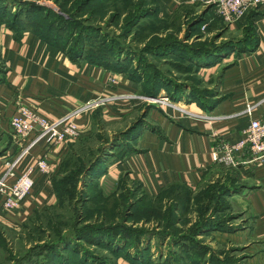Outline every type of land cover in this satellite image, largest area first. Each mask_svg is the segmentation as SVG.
I'll use <instances>...</instances> for the list:
<instances>
[{
  "label": "crops",
  "instance_id": "0c3cea01",
  "mask_svg": "<svg viewBox=\"0 0 264 264\" xmlns=\"http://www.w3.org/2000/svg\"><path fill=\"white\" fill-rule=\"evenodd\" d=\"M153 1L162 15H173L183 8L201 3ZM5 5L12 6V9L9 8L15 16L18 2L6 0ZM46 5L50 12L59 13L61 10L51 1ZM211 11L216 13L214 5ZM246 19H251L255 28V47L250 51L231 53L214 65L200 69L206 80L213 79L208 87L211 91L207 96L208 102L204 105L197 103L200 100L198 96L188 102L183 95L179 102L173 103L176 107H169L168 112L162 110L156 113L155 128L142 126L138 146L123 158H111L120 151L116 147L118 142L113 143V140H121L123 132L112 133L111 142L106 145H109L111 158L108 172L100 177L103 181L108 176L119 182L123 176L128 183H140L154 197L176 186L197 192L204 184L214 180L231 183L227 186L233 198L245 205L243 216H236L238 224L228 226L226 230L207 227L197 236L210 234L227 247H236L238 256L246 264H264V161L253 160L249 148L237 152L236 157L241 161L238 166L217 163L212 158V152L222 143L233 144L243 138L251 120L245 112L248 106L253 108L252 117L264 119V12L253 10L233 27ZM65 52L31 26L18 30L6 21H0V176L5 173L4 158H12L20 148L10 123L20 102L49 117H61L88 102H98L99 105L76 119L81 132L79 138L100 130L102 121L112 125L134 112V97L138 90L137 82L131 76V65L128 71H117L82 57L74 60ZM118 61L122 60L115 62ZM38 134L35 131L30 137L35 138ZM6 137L8 142L11 141L7 147ZM74 141L56 145L42 139L31 148L19 172L31 162L47 157L52 174L36 172L32 193L16 209H3V197L0 196V229L20 232L34 212L57 204L53 178L63 155ZM118 243L121 251L118 249L114 264H138L142 261L145 250L127 246L124 240ZM173 243L175 250L179 251L174 264H196L191 258L193 247L186 238H176ZM211 254L212 249L200 264H209Z\"/></svg>",
  "mask_w": 264,
  "mask_h": 264
},
{
  "label": "rangeland",
  "instance_id": "374dc122",
  "mask_svg": "<svg viewBox=\"0 0 264 264\" xmlns=\"http://www.w3.org/2000/svg\"><path fill=\"white\" fill-rule=\"evenodd\" d=\"M16 1V12L23 16L33 10L31 2L48 8L46 4L51 1L60 7L59 13L52 11L51 17L59 15L62 20L54 19L51 23L42 21L37 28L45 29L48 23L52 27L54 22L57 28L56 31L54 27V41L58 45L68 46L65 48L68 56L83 54L82 59L88 61L90 60L84 54L99 56L104 60L109 59V64L112 65L116 60L128 59L133 71L140 76L136 77L138 93L134 97V112L112 125L100 122V130H94L88 136L75 140L63 155L57 179L67 178L68 182L59 191L63 192L61 201L53 207L34 212L20 232L0 229V264H82L84 259L89 263L103 260L107 264H114L117 255L114 249L77 239V236L84 235L92 240L93 237L97 238L95 235H103L98 226L104 223L113 224L112 226L116 224L114 232L121 233L116 242L127 237L130 244H137L135 247L145 250L142 255L144 264L175 262L179 251L175 250L173 240L194 236L197 226L204 220L223 221L226 226L237 225L238 217L244 214L245 205L233 198L231 193L221 199L218 191L231 184L227 181L218 179L208 182L197 192L176 186L164 194L165 198L156 200L142 186L137 189L138 182L128 183L123 176L116 182L108 176L103 181L102 177L96 179L93 175L89 177L91 183H98L88 188V177L84 170L96 161L102 149L108 151L109 145H106L111 142V134L114 132L124 133L136 128L128 135H122L116 146L120 151L113 157L110 156L111 158H123L128 152L135 150L139 143L138 136L143 131L142 126L155 128L156 113L162 110L168 112L171 107L163 103V98L175 103L179 102L177 98L184 95L186 99L193 101L195 98L191 96L195 94L202 102L208 101L207 96L211 94L208 87L213 79L206 80L196 61L190 59L189 51L197 48L216 50L224 44L230 48H238L240 41L248 43L255 40L252 20L246 19L239 26L231 27L217 13L209 12L212 4L205 3L183 8L173 15L148 16L144 10L154 11L157 8L153 0H92V5H84L82 9V0ZM9 7L12 9L11 5ZM44 14V11L34 12L33 16L38 19V16L43 17ZM204 25L206 28L203 30ZM22 27L28 26L22 23ZM72 35L74 36L71 38ZM169 42L180 45L177 49H160L159 45ZM219 52L223 53L217 61L237 51L227 53L220 47ZM140 78L143 80H139ZM128 137L133 141H126ZM7 140L6 137L5 141L8 142ZM10 143L11 141L6 143V147ZM111 158L107 159L104 174L108 172L107 165ZM99 189L104 196L114 193L119 196L121 205L115 214L117 216L113 212L105 215L99 213L101 205L98 200L107 197L90 200ZM124 194L130 198L128 204L124 201ZM132 194L136 197L133 198ZM107 231L110 230H103L102 233ZM111 235L109 236L113 237ZM210 236H196L194 240L209 250L212 249V254L223 261L246 264L238 256L236 247H227L225 243ZM70 243L71 246L67 247ZM192 243L189 244L194 247Z\"/></svg>",
  "mask_w": 264,
  "mask_h": 264
},
{
  "label": "built area",
  "instance_id": "2783aa9c",
  "mask_svg": "<svg viewBox=\"0 0 264 264\" xmlns=\"http://www.w3.org/2000/svg\"><path fill=\"white\" fill-rule=\"evenodd\" d=\"M186 1L214 5L218 16L230 26L235 25L252 10L264 12V0ZM205 28L206 25L202 29ZM163 100V103L176 107L168 98H163ZM96 105H99L98 102H88L61 117H49L24 102L19 103L17 112L12 116L10 123L20 148L12 158H4L5 173L0 176V196L3 197V209H16L30 196L35 186L36 172L45 175L52 174L51 163L47 157L31 162L23 171L19 172V168L31 148L42 139L56 145L78 139L81 132L76 119ZM245 112L251 116V120L249 126L244 130L243 138L233 144L222 143L220 148L212 152L214 162L238 166L241 161L236 157V154L245 148H249L254 156L253 160L264 161V119L252 117L253 108L250 106ZM35 131L39 132L38 136L31 138L30 135Z\"/></svg>",
  "mask_w": 264,
  "mask_h": 264
},
{
  "label": "trees",
  "instance_id": "16d2710c",
  "mask_svg": "<svg viewBox=\"0 0 264 264\" xmlns=\"http://www.w3.org/2000/svg\"><path fill=\"white\" fill-rule=\"evenodd\" d=\"M0 1L2 2V4H0V18H1L0 21L1 22L6 21V23L8 25H10V26H12V27H14L15 29H18V30H20V29L23 30L22 23H25V25L31 26L34 29V31L39 33L47 41L53 42L54 44H56L59 47H62L63 49L68 47V46L58 45L56 43V41H54V36H55L54 27L56 28V26H55V24L53 22V26L50 27L49 23H51V21H54V19H60V20H62V19L59 18V15H54L53 17H51V13H52L53 10L50 12V11H48L50 9L43 8L42 6L40 7V6H38V4H35V3L31 2L30 4L34 5V7H33V10H31L29 12L28 15L23 16V14H20V13L18 14V12H16L15 16H14V13L12 12V10L9 7H6V5H5V1L6 0H0ZM93 1H95V0H93ZM91 2H92V0H82V1H80L81 9L84 7V5L85 6L92 5ZM41 11L45 12L44 16L43 17L42 16H38L40 18L36 19L35 16H33V13L34 12H41ZM251 12H253V10L250 11L249 13H251ZM144 13L147 14L148 16L149 15H155L156 16V15L159 14V10H158V7H157L154 11L151 10V9L144 10ZM42 21L43 22L49 21L47 28H45V29H41V27L37 28L38 24H41ZM66 21H70V20H66ZM80 28H82V26ZM83 28H84V26H83ZM55 30L57 31V28ZM73 36L74 35H72L71 38ZM256 44H257V41L255 39V40L248 41V43L245 42V40L244 41H240V44L238 45V48H232V47L230 48L229 45H227V44H224V45H222L220 47L223 48L224 51H226L227 53L232 51V50H236V51L242 52V51H247V50L250 51L251 49H253L255 47ZM179 45H180V43L176 45L175 42H171V43L169 42L167 44H162V45H159V46L161 47L160 49L169 50V49H177L179 47ZM220 47H217L216 50L209 49V48L192 49V50L189 51L190 59H194V61H196V63L199 65L198 66L199 69H201L202 67H207V66L214 65L217 62V60L220 59V57H222L221 55H222L223 52H219ZM82 56H83V54L82 55L78 54V55H75V56H71V58L74 59V60H78ZM84 56L87 57L90 60L91 63L106 65V66L111 67V68H113V69H115L117 71H128V68L131 65V61H129L128 59H126V60L124 59V60L118 61V62H113L115 64L112 65V63L109 64V61H110L109 59L108 60H104V59H101V57H99V56H90L88 54H84ZM130 72H131L132 79L134 81H138L137 80L138 78H136V77H139L140 74L138 75L135 71H133V68H132V70ZM139 80H141V78ZM191 97H193L195 99L197 98L195 94H194V96H191ZM181 98H182V96L177 98V99L180 100ZM187 101L191 102L192 100L191 99H187ZM198 101L202 105H204L206 102H208V101L202 102L199 99H198ZM135 129L136 128H133L129 132L126 131L122 135H128L129 133H131ZM129 139L131 140L130 137L127 138V140H129ZM119 141H121V140L117 139L115 141V143L119 142ZM104 155H105V157H104ZM108 157H109V152L107 150L103 151V149H102L101 155L96 159V161L93 162L90 167L88 165V167L84 170L85 171L84 174H86L87 177H88V182H87L86 187H88V188L94 187L98 183V182L94 181V185H93V183H91V179L89 177L95 175V177L97 179V178H99L100 176H102L104 174L103 172L106 169V162H107L106 159H108ZM57 175L58 174H56L54 176V178H53V186H54V189L56 191L57 198H58V203H59V201H61V199H60L61 197L60 196L63 193V192L59 193V191H60V189H63L65 187V184L68 181H67V178H62L61 180H58L57 179L58 178ZM79 180H80V178H79ZM137 185H138L137 189L142 186L140 183H137ZM185 188L187 190H189L187 187H185ZM168 192H169V189L166 190V192H164V193L160 194L159 196L155 197L156 200H161V198L162 199L165 198L164 194H166ZM218 192H220L221 199H223L224 197H227L230 194V190H229L228 186L223 187ZM116 195L117 194L114 193L111 196H104V194L102 193V190L99 189V191L95 192V196L91 197L90 200L93 201L96 198L98 199L101 196H102V198L103 197H107V198H103L101 200H98V203H100V205H101V206H99L100 207L99 213L101 212V214L105 215L108 212H113L114 216H117L115 214H117V211H119V206L121 205L120 204L121 202L118 199L119 196L117 197ZM132 197L135 198L136 197L135 194H132ZM129 199H130L129 196L124 194L125 203L128 204L129 203ZM44 209H47V208H44ZM111 218H113V217H111ZM112 225L113 224L109 225V224H105V223L104 224H99V226H98L99 227L98 229L100 230L99 232L101 234H103V235H101V236L95 235V236H97L98 239L96 237H93L92 240H89L84 235H82V237L81 236L80 237L77 236V239L78 240H83V241L91 243L93 245H102V246H104L106 248H109V249L112 248L117 253V251H118V249H120V247H119V245L117 244V242L115 240H117V238L119 236H121L120 235L121 233L114 232V226L116 224L114 226H112ZM207 227L208 228H217L219 230L228 229V226H225L223 221H215L213 219L212 220L208 219L206 222L204 220L203 222H201L197 226V230L194 233V236L196 237L203 229H205ZM103 230H110V231L102 233ZM111 234H113V235H111ZM109 235H111L113 237H110ZM194 236H192V237H194ZM185 238L187 239V243L193 242L192 244L194 245V247H193V252H192L191 258L194 260V263H196V264H198V263L200 264V262L203 263V258H205V256L208 253L209 249L207 247H204L203 245H200L196 240H194L196 238L193 239L189 235L185 236ZM122 239H124L126 241V245L127 246H136L137 245V244H130L129 241H128L129 239L127 237H122ZM71 244L72 243H70L67 247L71 246ZM120 251H121V249H120ZM102 261L99 262V264H107L106 262H104V261L102 262ZM208 262H209V264H230V263H228L226 261L221 260L220 257H218L216 255L214 256V254L210 255V257L208 259ZM81 263L82 264H95V263H89L87 259H84ZM138 264H144V263H143V261H141V262H138ZM162 264H174V263L170 262V261L169 262H165L164 261V262H162Z\"/></svg>",
  "mask_w": 264,
  "mask_h": 264
}]
</instances>
